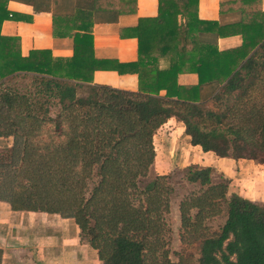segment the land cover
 <instances>
[{
  "label": "trees",
  "instance_id": "trees-1",
  "mask_svg": "<svg viewBox=\"0 0 264 264\" xmlns=\"http://www.w3.org/2000/svg\"><path fill=\"white\" fill-rule=\"evenodd\" d=\"M7 1L0 0V25L22 19ZM17 1L50 10L53 36L72 37L73 53L31 49L21 56L19 38L0 33V137L13 138L0 148V200L12 209L73 218L101 264H146L155 248L147 237L160 233L154 213L173 190L169 174L151 176L153 135L168 118L181 121L203 151L264 165V10L256 0H236L243 7L231 24L199 19L198 0H158L155 16L119 30L138 41L130 62L96 57L91 25L99 13L115 21L134 12L136 0ZM201 31L240 35L242 42L219 50L198 39ZM97 70L135 73L138 87L94 83ZM188 72L197 84L177 82ZM24 76L30 87L9 86ZM213 173L210 166L185 168L183 178L198 188L180 203L181 227L197 235L206 218L224 213L222 224L193 238L194 262L186 255L164 262L264 264V202L229 194V182L214 181Z\"/></svg>",
  "mask_w": 264,
  "mask_h": 264
},
{
  "label": "crops",
  "instance_id": "crops-1",
  "mask_svg": "<svg viewBox=\"0 0 264 264\" xmlns=\"http://www.w3.org/2000/svg\"><path fill=\"white\" fill-rule=\"evenodd\" d=\"M235 1L198 0L197 16L203 20H216L219 24H231L239 19L243 7ZM157 3L158 0H136L135 11L121 13L115 21H105V14H96L91 25L93 54L99 58H115L120 62L137 60V39L120 36L119 30L135 26L139 17L155 16ZM220 3H223L222 9ZM255 4L264 10V0L260 3L256 0ZM6 8L9 13L22 16V19H3L0 33L19 38L21 56H26L31 49H47L53 57L72 55V37L53 36L50 10L35 11L31 4L17 0H8ZM198 39L214 43L219 50L239 46L242 42L240 35L220 37L210 31L199 32ZM160 65H165V61L161 59ZM93 82L129 90L138 87L135 73L97 70L93 74ZM177 82L195 85L198 77L194 72L179 73ZM160 94H164V90ZM2 141H6V146L10 145V138L0 137V146ZM153 145L155 173L167 174L177 168L183 170L190 164L210 166L217 179L223 178L229 182V194L264 202L263 164L203 151L199 145L189 142L183 123L175 117L168 118L157 128ZM0 250V264H101L96 249L81 239L79 227L73 218L43 211L14 210L5 200H0Z\"/></svg>",
  "mask_w": 264,
  "mask_h": 264
},
{
  "label": "rangeland",
  "instance_id": "rangeland-1",
  "mask_svg": "<svg viewBox=\"0 0 264 264\" xmlns=\"http://www.w3.org/2000/svg\"><path fill=\"white\" fill-rule=\"evenodd\" d=\"M32 78L29 76L15 77L13 80L9 81V86H16L22 91L30 87ZM85 87H80L78 89V94H85ZM211 106V103H209ZM10 138V145L13 143V138ZM157 142V141H156ZM6 146V141H2L0 148ZM158 147V146H157ZM184 171L180 168L173 170L169 174L168 183L172 186V192L162 196L161 206L158 213H154L155 218H157L160 224V233L154 237V235H149L147 240L155 244L154 251L148 252L146 258V264H166L164 262L166 259L172 262L179 261V257H186L194 262L197 258V249L193 242L200 232H206L207 234L217 230L222 224L225 216L224 213L215 215L210 218H206L199 229V233L193 234L188 232L183 227H181L182 215L180 212V203L185 200L191 193L197 191V185L193 183H188L184 178ZM157 174L154 169L151 171V176ZM215 177L213 174L214 181H219L220 179ZM223 179V178H222ZM94 180V178H93ZM195 210L189 209L187 215H194ZM157 215V216H156ZM153 216V217H154ZM203 228V230H202ZM205 228V229H204ZM199 236V235H198ZM189 264L191 262H188Z\"/></svg>",
  "mask_w": 264,
  "mask_h": 264
}]
</instances>
